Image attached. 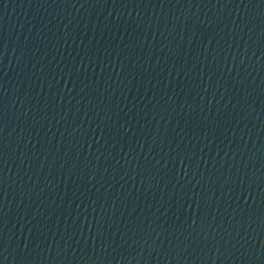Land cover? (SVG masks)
<instances>
[{"label":"water","instance_id":"1","mask_svg":"<svg viewBox=\"0 0 264 264\" xmlns=\"http://www.w3.org/2000/svg\"><path fill=\"white\" fill-rule=\"evenodd\" d=\"M0 264H264V0H0Z\"/></svg>","mask_w":264,"mask_h":264}]
</instances>
